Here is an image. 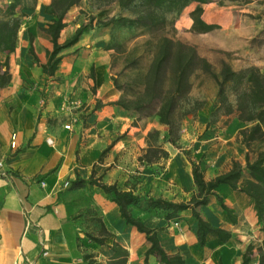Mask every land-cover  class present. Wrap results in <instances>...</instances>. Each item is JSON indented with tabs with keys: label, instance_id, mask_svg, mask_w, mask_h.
I'll list each match as a JSON object with an SVG mask.
<instances>
[{
	"label": "crops",
	"instance_id": "1",
	"mask_svg": "<svg viewBox=\"0 0 264 264\" xmlns=\"http://www.w3.org/2000/svg\"><path fill=\"white\" fill-rule=\"evenodd\" d=\"M50 1L38 0L27 11L15 51L0 55L11 74L0 92V264H89L90 259L107 264L114 242L127 251L126 264H164L158 256L146 255L151 246L146 234L126 222L117 203L97 185L74 186L73 181L92 178L144 197L189 201L197 192L191 160L211 180L229 171L234 160L245 164L247 154L251 159L256 154L244 142L239 146L216 136L217 125L196 146V158L186 156L182 146L165 143L167 159L143 164L147 134L160 124L113 104L120 92L112 80L108 39L96 40L92 47L83 35L61 53L54 75L43 72L47 51L53 49L43 30L53 19L45 12ZM216 3L201 4L203 18L206 6ZM88 7V0H81L69 11L61 43L68 38L64 33L75 9ZM76 100L81 107L69 105ZM196 211L211 226L226 230L229 239L208 234L200 244L193 208L171 219L132 209L156 230L162 248L183 256L184 264H242L248 246L253 247L250 264H259L264 218L259 219L249 196L222 184ZM91 238L110 239L100 244Z\"/></svg>",
	"mask_w": 264,
	"mask_h": 264
},
{
	"label": "trees",
	"instance_id": "2",
	"mask_svg": "<svg viewBox=\"0 0 264 264\" xmlns=\"http://www.w3.org/2000/svg\"><path fill=\"white\" fill-rule=\"evenodd\" d=\"M225 0H88L90 23L80 25L74 34L64 42L59 41L60 33L67 25L64 21L71 9L81 0H51L45 7V12L53 16L51 22L43 30L51 36L53 49L47 51V62L42 64L43 72L54 75L63 58L65 49L75 45L94 21L103 28L110 29V39L106 49L113 50L116 55L125 54V64L120 75H112L116 90L120 92L118 100L113 104L127 111H136L144 116H151L161 125L167 127L165 133L159 129H151L147 134V148L140 156L145 165H153L161 159H167L169 152L165 143L175 147L181 138L183 120L190 114H196L205 102H191L190 93L195 84H202L210 79L217 88L219 107L226 105V113L239 111V120L248 126L241 130L243 142L249 151L256 155L253 159L246 155L245 164L234 160L229 171L211 180L204 178L200 166L191 160L193 177L197 192L189 201L174 202L162 197H144L135 194L133 190H120L115 184L97 182L90 178H77L73 185H97L107 196L119 206L122 217L127 223L137 227L146 234L151 246L146 255H156L164 264H184L181 255H170L160 245L156 230L147 227L141 218L133 215L132 209L137 208L166 218H175L189 208L198 220L197 235L200 244L204 245L208 234L217 235L227 241L230 237L226 230L215 228L203 220L196 207L207 204L211 195L222 184H227L234 190L250 197L259 219L264 218V70L251 67L248 72L240 73L222 62L219 71L214 70L212 63L202 56L198 48L177 37L176 22L184 9L192 3L196 7L189 13L192 19L191 32L207 34L218 26L208 23L203 18V3ZM251 2L252 0H244ZM38 0H8L0 5V55L11 53L17 46L18 32L22 17L28 10L36 7ZM87 13L85 10H81ZM102 16L101 18H99ZM131 42L141 43L142 50L137 46L129 47ZM11 74L7 60L0 57V92L10 82ZM232 85L235 93L233 103L226 104L227 87ZM243 87H242V86ZM184 102L190 108H184ZM256 143V144H255ZM190 158V156H188ZM191 159V158H190ZM162 168L156 167L159 172ZM224 205V204H223ZM225 210H231L224 205ZM100 244H105L110 238H91ZM113 257L107 264H126L127 251L117 242L113 243ZM252 246H248L242 264H250ZM259 264H264V245L260 248ZM87 258H89L87 256ZM90 259V258H89ZM89 264L93 260H88ZM102 264V263H96Z\"/></svg>",
	"mask_w": 264,
	"mask_h": 264
},
{
	"label": "rangeland",
	"instance_id": "3",
	"mask_svg": "<svg viewBox=\"0 0 264 264\" xmlns=\"http://www.w3.org/2000/svg\"><path fill=\"white\" fill-rule=\"evenodd\" d=\"M7 1L0 0L2 4ZM194 6V4L189 6L176 22L178 38L195 45L199 53L209 59L216 71H219L222 62L228 63L234 71L240 73H246L254 66L264 70V0H252L248 3L244 0H225L223 4L207 5L205 20L218 26L207 34H195L190 30L191 19L188 14ZM89 15L90 9H75V14L71 15L70 25L64 36L69 38L80 25H88ZM85 34L87 38L89 37L87 43L92 47H94L92 42L96 40L110 39V29L99 26L95 21L92 27L86 29ZM135 44L139 45L137 49L140 52L141 43L131 42L129 47ZM110 59L112 75L119 76L125 64V54L116 55L112 50ZM226 93V104L233 103L235 93L232 85L227 87ZM189 99L191 102L197 100L205 103L195 115H188L182 122L179 144L184 148L183 152L186 156L196 158L198 154L196 146L206 141L217 125L219 127L216 129V136L232 139L235 145L243 144L241 130L248 124L239 120V111L226 113V105L217 111L220 103L217 98V88L212 80L206 78L202 84H195ZM184 108H190L189 102H184ZM154 128L159 129L162 134L167 131V127L161 125L151 129Z\"/></svg>",
	"mask_w": 264,
	"mask_h": 264
},
{
	"label": "built area",
	"instance_id": "4",
	"mask_svg": "<svg viewBox=\"0 0 264 264\" xmlns=\"http://www.w3.org/2000/svg\"><path fill=\"white\" fill-rule=\"evenodd\" d=\"M71 107L73 108H79L81 107V102L76 100V101H72L70 104H69ZM65 128L66 129H71L72 128V125L71 124H66L65 125ZM49 142L52 143V140H49ZM66 185H68V183H66ZM15 264H20L19 262H16Z\"/></svg>",
	"mask_w": 264,
	"mask_h": 264
}]
</instances>
